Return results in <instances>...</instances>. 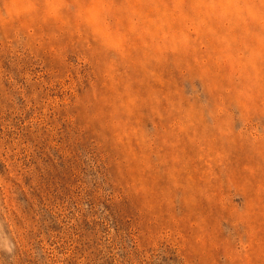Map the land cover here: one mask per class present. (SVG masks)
Returning a JSON list of instances; mask_svg holds the SVG:
<instances>
[{
	"label": "rangeland",
	"instance_id": "rangeland-1",
	"mask_svg": "<svg viewBox=\"0 0 264 264\" xmlns=\"http://www.w3.org/2000/svg\"><path fill=\"white\" fill-rule=\"evenodd\" d=\"M0 264H264V0H0Z\"/></svg>",
	"mask_w": 264,
	"mask_h": 264
}]
</instances>
